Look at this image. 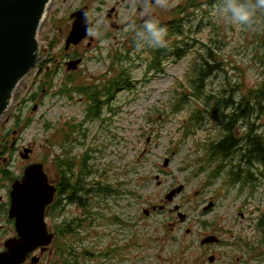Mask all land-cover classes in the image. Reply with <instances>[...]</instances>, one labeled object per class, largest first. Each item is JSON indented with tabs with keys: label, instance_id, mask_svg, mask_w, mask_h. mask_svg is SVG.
<instances>
[{
	"label": "rangeland",
	"instance_id": "obj_1",
	"mask_svg": "<svg viewBox=\"0 0 264 264\" xmlns=\"http://www.w3.org/2000/svg\"><path fill=\"white\" fill-rule=\"evenodd\" d=\"M82 1L87 2V20L94 27L74 48L83 58L74 70L82 74L76 77L82 76L85 85H94V79L89 78L108 79L120 68L124 74L120 91L105 99L107 106L100 107L99 118H89L84 125L85 139L78 135L81 129L74 135L80 143L71 154L74 161H80L88 150L91 153L84 171L74 167V183L79 181L82 187L79 196L83 207L65 203L62 215L45 218L53 230L59 221L79 223L75 232L59 239L60 245L71 249L77 264H264V237L255 224L258 213L264 210V166L240 163L245 172L248 169L257 178L253 193L242 182L226 185L227 172L237 157L223 163L205 160L208 142L220 137L216 116L230 111L225 108L215 114L214 103L207 106L205 97L218 96L225 84L243 83L250 88L260 82L263 68L258 45L264 12L256 13L251 27L241 26L220 12L223 0H197L201 6L184 28L190 44L186 55L162 59V71L157 73L149 69L150 43L141 40L134 49L127 36L131 27L116 34V39H104L106 30L100 28L104 15L116 7L120 23L132 14L138 18L149 14L164 26L168 19L163 15L182 8L187 0H167L164 7L155 2L142 12L136 10L139 0H50L37 38L46 43L49 55H54L55 61L47 66L55 70V75L52 85L47 83L43 92L39 88L44 76H39L37 68L31 70L18 83L0 119V141L8 137L11 143L12 137L15 141L20 138L19 152L7 158L10 172L17 176L25 165L43 163L44 171L54 180V160L56 155L61 156V146L51 144L53 134L61 120L83 123L88 119L85 104L78 102L80 93L73 90L78 83L68 86V76L74 75L66 66L72 60L62 55L71 30L69 13L81 9ZM207 49L215 52L216 65L222 70L206 80L201 97L189 96L183 108L174 112L179 94L193 91L192 69L197 56L205 55ZM118 57L121 61L115 70L110 69ZM65 80L67 88L73 90L71 97L58 94ZM36 92L41 96L37 103L24 104L26 97ZM196 112L198 122L191 120ZM17 117L20 122L15 127ZM27 117L30 120H25ZM252 119H256L258 132L264 131V110L258 114L253 110L248 120ZM11 129L17 132L14 136ZM24 149L31 150L26 160L20 158ZM218 166L222 167L219 177L208 182V175ZM180 185L182 192L168 202L165 195ZM3 196L5 191L0 192ZM210 202L212 207L204 210ZM177 213L184 215L183 221ZM7 228V223L0 222V236ZM209 235L224 245L202 246L201 240ZM87 252L93 256H87ZM55 253L53 242L45 253H35L38 264L55 262Z\"/></svg>",
	"mask_w": 264,
	"mask_h": 264
},
{
	"label": "trees",
	"instance_id": "obj_2",
	"mask_svg": "<svg viewBox=\"0 0 264 264\" xmlns=\"http://www.w3.org/2000/svg\"><path fill=\"white\" fill-rule=\"evenodd\" d=\"M200 6L201 5L197 3V0H187L182 8L169 11L167 14L163 15L168 19L166 24L161 26L166 27L167 29V35L165 36L166 47H154L151 45L149 53L152 57V60L149 62V69H154L157 71V73H160V71H162V59H165L168 56L180 59L186 55L190 44L187 43L189 39H187L185 36L184 28L186 25H188V23L191 22V17L194 16V11H198ZM149 40L150 38L148 37V33L146 31L143 33L142 41L145 44H148L151 43ZM132 45L134 48L137 45V42L133 40ZM52 48L53 47L51 46V49ZM258 50V52H261L258 58L262 63L261 68L263 69L261 71L260 82L255 87L247 88L243 83L234 85L225 84V87L220 90L218 96L207 95L205 97L207 106L211 102L214 103L213 112H215V114L219 110H223L225 108L230 110L225 114H220V117L216 116V118H218L220 137L218 136L215 140L208 142L206 147L207 158L205 160L207 162L220 161L223 163L226 161V159L230 162L234 160V157H237L238 160L232 165V169L227 172L226 185L233 186L239 182H242L243 184H248L250 190H252L253 193L257 188V185L255 184L257 178L254 177L253 173H250L248 169H246L245 172L242 164L252 166L255 164L254 162H257L264 166V131L258 132V127L255 124L256 119H252V121L248 120L253 110L256 111V114L261 113L264 110V29L262 30L259 38ZM216 57L217 56L215 52H213L211 49H207L205 55L197 56V63L192 69V79L190 80L193 91L189 92L188 94L185 91H182L179 94V97L174 104V112H179L183 108V106L187 103L189 96H194L196 98L201 97L206 80L209 79L216 71L222 70L219 65H216ZM120 58L121 57L117 58L116 63L113 64L110 69L115 70L116 64L121 61ZM54 61V55H49L40 65L42 71L47 67V64ZM117 72L118 74H116L115 77H112L111 80H107V83L104 81V78H102L99 79V81H102L101 84L93 82L94 85H85L84 83H79V79L75 75L68 76V86H70L71 83H78L74 84L75 87L73 90H77L78 93L79 90H82L80 92H82V94L86 96L87 100L89 101L87 118H99V93L103 91L107 93L109 97L112 96L120 86H122L123 78L121 76L124 74V72L121 68ZM54 75L55 70L52 68H49V70L45 72V76L39 91L43 90L47 83L52 85ZM100 88L102 90H100ZM73 90L69 89V87L67 88L65 80L63 87L59 89L58 94L69 95L73 92ZM198 119V113L196 112L191 120L198 122ZM19 121L20 119H16L14 122L16 126L18 125ZM28 124L29 122L26 125ZM53 137L54 140L51 143L52 145L64 146L66 142L70 141L67 137L62 136L58 131L53 134ZM8 146V139H5L3 142L1 141V155H4L8 149ZM74 160L75 159L66 161L63 160L60 155H56L54 166L57 169L65 166L72 169L77 164L81 170L84 171L86 169L85 160H80L78 162L76 161V163ZM241 162L242 164H240ZM1 167L2 165H0V168ZM221 170L222 167H215L214 170L208 175V182L218 178ZM244 172L246 173L245 176H243ZM67 189H70V193H72V196L69 197L68 201L76 202V206L83 207L80 204L81 197L79 196V192L82 190L80 182L77 181L76 184L74 183L68 185ZM102 190L107 192L105 188ZM255 221L256 227L264 237V210L258 213ZM78 226L79 223L75 224L74 221L67 220H63L58 225L54 226L56 260L51 264H77L75 257L76 255L71 252L69 247H66L64 244L60 245L59 239L70 235L72 232H75V229ZM86 254L89 257L93 256V254L88 252ZM103 256L106 257L109 255L103 254Z\"/></svg>",
	"mask_w": 264,
	"mask_h": 264
},
{
	"label": "water",
	"instance_id": "obj_3",
	"mask_svg": "<svg viewBox=\"0 0 264 264\" xmlns=\"http://www.w3.org/2000/svg\"><path fill=\"white\" fill-rule=\"evenodd\" d=\"M50 0H0V119L7 111L18 83L48 56L46 43L37 38L40 23ZM156 0H141L142 4H154ZM87 8L79 9L73 15L71 30L65 40V49L78 45L93 28L87 23ZM80 59L67 63L66 69L74 71ZM36 106L33 107L35 110ZM30 149H24L20 158L26 160ZM165 159L163 166L166 167ZM183 186L172 189L165 195L171 202L180 194ZM55 188L48 184L42 163L29 165L24 169L20 181L12 184L8 218L14 220L16 236L4 242L0 252V264H24L29 255L39 249L46 252L54 235L44 221L45 210L52 203ZM210 202L204 210L212 207ZM161 209V208H160ZM177 210V207L174 208ZM148 215V211H143ZM183 221L184 215L178 213ZM214 237H207L202 244L210 243ZM38 256H32L29 264H37Z\"/></svg>",
	"mask_w": 264,
	"mask_h": 264
},
{
	"label": "flooded vegetation",
	"instance_id": "obj_4",
	"mask_svg": "<svg viewBox=\"0 0 264 264\" xmlns=\"http://www.w3.org/2000/svg\"><path fill=\"white\" fill-rule=\"evenodd\" d=\"M86 3L87 2L82 1L80 3V5H82V7H86L85 6ZM138 3L139 4H137V6H136L137 12H142L144 8H149V7H152L154 5V4H148V3L142 4L141 0H139ZM79 8L80 7H78L77 9H75L74 11L69 13V19L70 20H68V22H70L71 25H72V22L74 20L73 15L76 13V11L79 10ZM149 19L155 20V17L147 14L141 18H138L136 14H134V15L132 14V17L128 21H126L124 23H120L117 20L116 7H112L111 9H109L105 13L104 22L102 24L103 26H101L100 28L106 30V32L104 33V39L108 40L109 38L116 39L117 38L116 34H120V32L122 30H124L125 28L131 27L132 32L127 33L128 39H130V41L134 40L135 42L139 43L143 38V33L147 31L146 29L143 28V25H144L145 21H147ZM87 22H90V21L87 20ZM159 26H160V24H159ZM93 27H94V24H93ZM78 45H76V46L70 45L67 49H65V46H64V49L62 51L63 52L62 55L68 56V60H76V59H82L83 60V58L80 57L79 53L74 49ZM88 46H90V43ZM47 70H49L48 67H46L43 71H42V68L38 67L37 71H38L39 76H41V75L45 76V72ZM67 74H69V72H67ZM72 74L75 76H79L80 74H82V72L73 71ZM108 74H110V72ZM114 74H112L111 76H113ZM115 75L113 77H115ZM77 78L80 80V83H83V81L81 80L82 76L77 77ZM111 78L112 77H109L108 79H111ZM89 79H94L93 82H97L99 84L102 83V81H99V79H102L101 77H93V78H89ZM106 80L107 79L104 78L105 82H106ZM120 89L121 88H118L115 91V94L118 93L120 91ZM100 90H102V89L100 88ZM80 91H82V90H79L80 94H78V95L80 96V98L78 99V102L85 104V111H86L85 116H86V113L88 112L89 101L87 100L86 96H84L82 94V92H80ZM43 92H44V90H43ZM107 97H108V94L103 92V91L98 94V105H99V107L107 106V100H105ZM40 98H41V96L38 95L36 92V93H33L32 95H30V97H26V99L23 102H24V104L35 105ZM71 100H73V99H71ZM25 120H30V119L27 117V118H25ZM89 121H90L89 118L86 119L83 123L82 122L76 123L75 121H73L71 119L61 120V122L58 126V132L62 136L67 137L70 140V141L65 143L66 147L61 146V148H60L61 158L63 160H66V161L70 160L71 161L74 159V157H71V154L73 153L74 148L76 146L80 145L79 140L75 139L74 135L77 133L78 129H81V132L78 135L82 137V140H84L85 136H86V129H84L83 127ZM18 124H19V122H18ZM14 126L17 127L18 125L16 126L14 123ZM16 133L17 132H15L11 129V131H10L11 136H14V134H16ZM5 139H8V137L2 138L1 141L3 142ZM11 139H12V142L9 143L8 149L4 153V155H1V150H0V165H2V167L0 168V192L5 191V196L0 197V222H5L8 224V228L1 232L0 252L5 250L4 249V242L7 239L16 236V233L14 230V220L8 218V210H9L10 199H11L10 192L12 190V184L15 181H20L22 176H23L24 169L27 166L31 165V164L25 165V168L22 170V173L18 174L17 176H14L10 172V169L8 166L10 163L7 161V158L10 154H12V153L14 154L16 152H19V150L17 149V141H20L19 136H17L16 141L13 140V137ZM1 141H0V145H1ZM90 153H91V150L84 152L81 156V160L87 161L90 158ZM75 163H76V161H75ZM75 166H77V164ZM74 167L72 169L68 168L66 166L62 167L60 169L56 168V176H55L54 180H51L48 177L47 173L44 171L46 176H47L48 184L55 188L54 199H53V202L45 210V218H47V217L51 218L52 216H55L57 218L60 214L62 215L65 203L68 205L69 204L74 205V206L77 205L76 202H69L68 201L69 197L72 196V193H70V189H67L68 185L74 184V176H75L73 174ZM60 222H62V221H59V223ZM49 229L52 233L55 234V231L53 230V228H49ZM207 237H214L215 240L213 242L206 243L204 245H202V243L200 242V244L202 246H207V245H221L222 246V245H224L223 242L219 238H217L216 236L209 235V236L204 237L203 239H205ZM35 253H37V251H35ZM28 260H29V257L27 258V260L25 261L24 264H26ZM212 261H213V258L210 257L209 262H212Z\"/></svg>",
	"mask_w": 264,
	"mask_h": 264
},
{
	"label": "clouds",
	"instance_id": "obj_5",
	"mask_svg": "<svg viewBox=\"0 0 264 264\" xmlns=\"http://www.w3.org/2000/svg\"><path fill=\"white\" fill-rule=\"evenodd\" d=\"M156 4L164 7L167 5V0H156ZM219 10L231 23L251 27L255 23L256 13L264 12V0H223ZM143 28L147 30L150 45L166 47V27H161L158 21L149 19L145 21Z\"/></svg>",
	"mask_w": 264,
	"mask_h": 264
},
{
	"label": "bare ground",
	"instance_id": "obj_6",
	"mask_svg": "<svg viewBox=\"0 0 264 264\" xmlns=\"http://www.w3.org/2000/svg\"><path fill=\"white\" fill-rule=\"evenodd\" d=\"M142 36V35H141ZM130 40V39H129ZM150 41V40H149ZM131 42V41H130ZM50 81V80H49ZM46 82V81H45Z\"/></svg>",
	"mask_w": 264,
	"mask_h": 264
}]
</instances>
